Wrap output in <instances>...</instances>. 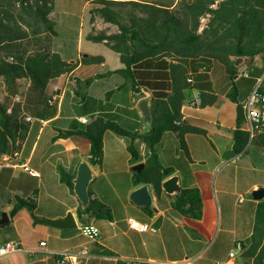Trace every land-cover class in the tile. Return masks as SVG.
Instances as JSON below:
<instances>
[{
  "label": "crops",
  "instance_id": "0c3cea01",
  "mask_svg": "<svg viewBox=\"0 0 264 264\" xmlns=\"http://www.w3.org/2000/svg\"><path fill=\"white\" fill-rule=\"evenodd\" d=\"M253 2L264 10V0ZM82 57L62 58L73 63V68L48 81L47 94H59L56 114L46 119L33 117L19 149L11 154L0 153L3 164L0 166V213L6 210L10 214L17 196L35 200L34 210L20 207L10 215L8 223L0 225V245L13 239L21 241L19 250L0 255V264L180 260L188 264H256L257 261L264 264V224L260 232L255 231L258 210L264 211L262 207L259 209L264 195L256 198L253 194L254 190L264 187V134L248 138L240 149L235 139V131L243 130L238 119L239 106L242 107V101L262 73L260 55L250 60L242 56L233 78L221 60L205 57L210 65L207 74H194L193 87L187 90L180 105L183 122L165 129L156 144L160 163L173 168L163 179L176 173L182 188L199 189L200 218L189 217L174 208V195L163 189L157 193L152 183L133 182L134 172L139 171L132 167L140 162L144 164L142 169L149 165V152L140 137L134 140L140 157L134 159L128 148L131 138L106 129L101 159L93 164L89 160L90 141L86 137L76 133L60 135L64 130L83 129L97 117L129 131L147 133L142 131L137 107L143 96L134 95L130 82L118 71L123 66L120 59L119 65L105 67L103 59ZM229 58L235 62L236 57ZM248 67L259 68L261 73L251 77L238 74ZM233 85L237 100L229 96ZM196 92L202 99L199 106L190 103ZM81 117L86 121H81ZM84 160L94 172L89 185L91 198L110 207V218L90 213L80 217L81 202L73 187L62 179V169L73 179L78 164ZM23 164L39 175L30 174ZM145 183L150 186L152 201L149 206H139L130 199V194ZM68 212L74 217L75 227H55L33 217L34 214L63 218ZM129 217L148 223L149 228L131 227ZM158 217H161L160 223L155 225ZM84 225L97 227L98 236L84 234ZM42 241L45 243L41 244ZM65 254L70 259L62 263L60 258Z\"/></svg>",
  "mask_w": 264,
  "mask_h": 264
},
{
  "label": "trees",
  "instance_id": "16d2710c",
  "mask_svg": "<svg viewBox=\"0 0 264 264\" xmlns=\"http://www.w3.org/2000/svg\"><path fill=\"white\" fill-rule=\"evenodd\" d=\"M92 1L100 5L96 9L101 16L116 24L119 30L89 38L105 42L119 54L123 66L118 71L130 82L134 95L140 97L148 92L152 97L153 126L141 134L97 117L83 129L64 130L60 135L76 133L86 137L90 141L89 160L93 164L101 159L106 129L131 138L128 148L134 159L140 157L139 147L134 143L135 138L140 137L149 152V165L134 172L133 182H150L159 193L162 179L172 173L173 168L160 163L155 147L165 129L183 122L180 105L187 90L193 87L194 74H207L210 65L205 57L221 60L232 78L238 66L230 55L248 60L258 58L264 49V10L253 0H222L218 7L212 6L218 0ZM53 3L54 0H0V79L13 95H20L17 79L26 78L30 84L25 101L0 98V153L11 154L19 149L33 117L46 119L56 114L57 102H52L46 92L48 81L73 68V63L63 60L53 49L57 35L56 22L50 16ZM206 13L211 14L210 21L199 32L201 16ZM235 91L233 85L229 92L233 100H237ZM239 113L240 123L241 106ZM235 139L240 149L248 134L237 129ZM61 176L73 187L71 176L63 169ZM173 197L174 208L189 217L200 218L202 201L197 187L182 188V192ZM23 206L34 210L35 200L17 196L10 215ZM261 207L264 208V200L259 209ZM83 213L111 217L110 207L92 198L86 208L79 209L80 217ZM263 215L264 211L258 210L256 232L263 228ZM256 264L263 263L257 261Z\"/></svg>",
  "mask_w": 264,
  "mask_h": 264
},
{
  "label": "rangeland",
  "instance_id": "374dc122",
  "mask_svg": "<svg viewBox=\"0 0 264 264\" xmlns=\"http://www.w3.org/2000/svg\"><path fill=\"white\" fill-rule=\"evenodd\" d=\"M221 1L218 0L213 7H218ZM98 6L100 5L92 0H54L50 14L51 18L56 22L57 29V35L53 40V49L59 52L62 58L78 60L82 59L84 54H87L84 57H90L91 59L101 57L105 62V67L119 65L120 57L114 49L103 41L89 38L90 35L103 32L111 33L119 30L116 24L106 21L101 16L96 9ZM209 21L210 17L207 21V26ZM255 67L241 69L239 72L247 70L250 77L260 74L261 70L259 68L255 69ZM242 78L251 81L248 77ZM16 83L20 95H13L7 90L3 79H0V98L4 101L11 100L12 102L25 101L30 86L29 80L20 78L17 79Z\"/></svg>",
  "mask_w": 264,
  "mask_h": 264
},
{
  "label": "water",
  "instance_id": "95a60500",
  "mask_svg": "<svg viewBox=\"0 0 264 264\" xmlns=\"http://www.w3.org/2000/svg\"><path fill=\"white\" fill-rule=\"evenodd\" d=\"M87 56V54H84ZM243 61L242 56L235 58V65H240ZM153 99L151 96L146 95L139 99L137 107L142 118V131L148 132L153 126V113H152ZM144 164L142 162L137 163L132 167L135 171H140ZM94 178V172L87 161H81L77 166V172L72 179L73 190L81 202L82 208H86L91 199L89 191V185ZM162 189L170 195H179L182 192V186L179 175L173 173L162 180ZM256 198H261L264 195V187H260L253 191ZM130 199L139 206H149L151 204V190L148 183H145L138 188L134 189L130 194ZM36 221L55 227H75L77 224L72 216L71 212H68L63 218H44L38 217L33 214ZM161 217H158L154 222L155 225H159ZM10 221V214L6 210H2L0 213V225H4Z\"/></svg>",
  "mask_w": 264,
  "mask_h": 264
},
{
  "label": "built area",
  "instance_id": "2783aa9c",
  "mask_svg": "<svg viewBox=\"0 0 264 264\" xmlns=\"http://www.w3.org/2000/svg\"><path fill=\"white\" fill-rule=\"evenodd\" d=\"M215 5L216 3L212 4V6ZM210 16H211L210 13H206L203 16H201L200 19L201 23L198 28L199 31H201L205 26H207V21L209 20ZM260 57L262 58V64H261L262 73L256 79L248 96L241 103L243 116H244L242 121V128L247 132L249 139H253L258 134H264V49L261 52ZM239 75L249 76V73L247 70H243ZM189 81L193 82L192 78H189ZM51 97H52V102L54 101L56 102L59 97V94L56 93L52 94ZM190 101H191L190 103L194 106L201 105L202 99L199 92H196ZM80 120L86 121V118L81 117ZM2 165L3 164L0 155V166ZM23 168L32 175L35 176L39 175V172L33 170L28 164H23ZM129 223L131 227L138 230H147L149 228L148 223L141 222L134 217H129ZM82 232L92 238L97 237L99 234L98 228L95 227L94 225H84L82 227ZM44 243H45L44 241L41 242V244ZM20 248H21V241L19 239L8 240L0 245V255L15 252ZM230 254L233 255V252H231ZM69 259H70L69 256L65 254L60 258V261L62 263H67ZM127 264H188V262L186 260H180L170 263H140V262L130 261L129 263L127 262Z\"/></svg>",
  "mask_w": 264,
  "mask_h": 264
}]
</instances>
